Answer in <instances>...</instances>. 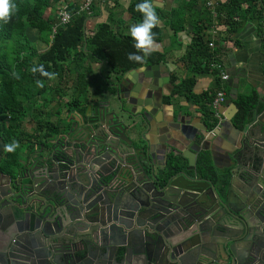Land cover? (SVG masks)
Returning a JSON list of instances; mask_svg holds the SVG:
<instances>
[{
  "label": "water",
  "instance_id": "1",
  "mask_svg": "<svg viewBox=\"0 0 264 264\" xmlns=\"http://www.w3.org/2000/svg\"><path fill=\"white\" fill-rule=\"evenodd\" d=\"M71 111L0 170V264H264V108L238 128L222 189L163 175L118 100Z\"/></svg>",
  "mask_w": 264,
  "mask_h": 264
},
{
  "label": "trees",
  "instance_id": "2",
  "mask_svg": "<svg viewBox=\"0 0 264 264\" xmlns=\"http://www.w3.org/2000/svg\"><path fill=\"white\" fill-rule=\"evenodd\" d=\"M13 2L19 10L8 23L0 21V113L3 118L9 117L7 125L1 130L6 144L16 140L20 145L23 142L24 145L26 143V146H31L42 142L57 127L59 111L51 107L58 103L57 100L62 94L65 95L61 103L64 108H83L88 86L93 83L95 86L94 77H100L101 73L100 70H92L91 62L103 63L116 76L140 64L127 58L136 49L133 47L134 41L130 37L129 29L123 30L126 24L120 16L119 0H91L87 11L78 9L75 4H68L66 10L70 12V18L65 24L57 23L50 0ZM142 2L143 0H128L123 8L129 15L128 26L141 22L142 16L135 11V6ZM247 2L248 0H226L220 6L221 13H225L222 21L228 27L227 31L233 32L238 28L234 16L240 18L242 13L247 12L239 11L240 4ZM197 3L198 0H173L167 8L154 4L161 25L153 28L152 32L154 40L159 41L162 38V29H168L174 35L183 31L187 25L190 26L191 36L178 59L182 67L188 69L189 75L177 83L174 82L171 91L197 103L203 126L211 130L217 123V116L209 107V101L218 87L217 70L211 66V62L216 60L218 47L211 40L209 20L199 18L191 11ZM101 9L105 12V19L97 22L90 33H86L84 26L89 14L95 16ZM256 12V17L264 20V6ZM27 27L36 29L37 37L47 44L44 50L37 51L32 41L28 40L25 34ZM257 28L261 38L260 50L264 55V25ZM209 41L212 45L208 44ZM163 59V52L153 50L145 64L159 63ZM40 64L44 65L45 71L57 73L56 79L48 80L39 73L33 74L31 68ZM13 72L20 78H13ZM209 72L214 73L210 87L196 95L192 94L194 75ZM37 80L43 81L44 86L37 87ZM174 80L175 77L171 79ZM45 91L47 96H43ZM256 95L250 89L247 93H236L232 98V103L236 106L230 117L233 126L242 127L254 108L257 111L263 107L256 100ZM49 103L51 104L48 106ZM48 107L50 112L57 114L55 118L47 117L44 110ZM24 111L30 112L32 120L28 130L22 127ZM20 147L14 153L5 152L1 161L2 170L12 171L17 165ZM160 170L165 176L181 170L195 174L200 179H208L218 189H222L221 183L226 184L228 180V174L215 172L206 150L197 152L192 169L186 168L182 157L168 152Z\"/></svg>",
  "mask_w": 264,
  "mask_h": 264
},
{
  "label": "crops",
  "instance_id": "3",
  "mask_svg": "<svg viewBox=\"0 0 264 264\" xmlns=\"http://www.w3.org/2000/svg\"><path fill=\"white\" fill-rule=\"evenodd\" d=\"M127 2L128 0H119L120 16L126 24L123 30L131 27L128 26L129 15L123 10ZM172 2L173 0H153L155 5L164 8L171 6ZM208 2L206 4L205 0H198L191 11L199 18L209 20L211 40L218 47L216 60L211 62V66L217 70V89L222 88L224 92L223 99L218 104L217 123L211 130L203 126L197 103L171 91L174 82L189 75L188 69L183 68L178 60L191 36L189 25L174 35L168 29H162L161 40L155 41L153 46L154 50L164 53V59L159 63L133 67L116 76L103 63L91 62L92 70H100L101 73L95 87L87 91L83 108L85 103H92L95 99L108 98L112 103L118 100L120 106L136 122L137 130H141L148 138L154 167L162 168L166 154L170 152L182 157L186 168L192 169L197 152L206 150L215 172L229 175L227 154L238 130L230 122L233 114L230 106L232 98L236 93H247L253 89L257 94L256 100L264 108V55L260 50L261 38L257 31V27L264 25V20L256 17V11L264 6V0H248L249 3L240 4L239 11L247 12L242 13L240 18L234 16L238 28L233 32L227 31L228 27L222 21L225 13H221L220 6L226 0ZM89 15L84 26L86 33H90L97 22L105 19L102 9L95 16ZM33 31L37 37L35 28H25L28 40L33 41L37 48L43 41L33 37ZM44 44L46 46L37 51L44 50L47 47ZM219 70L227 77L220 78ZM213 76L214 73L211 72L196 73L191 93L196 95L208 89L213 83ZM93 77L92 75V79ZM173 77L175 80L171 81ZM102 90L105 93H101ZM60 99L62 103L65 95L62 94ZM59 111L61 116L66 113L61 104ZM21 152L22 150L18 152L19 157L22 156Z\"/></svg>",
  "mask_w": 264,
  "mask_h": 264
},
{
  "label": "clouds",
  "instance_id": "4",
  "mask_svg": "<svg viewBox=\"0 0 264 264\" xmlns=\"http://www.w3.org/2000/svg\"><path fill=\"white\" fill-rule=\"evenodd\" d=\"M18 10V6L13 0H0V21L8 23L12 15ZM135 11L141 14L142 20L129 28V34L134 41L133 47L136 49V52L129 53L127 58L131 62L143 65L147 62V57L154 50L155 40L152 29L159 25L160 17L157 15L153 0H143L142 3L136 4ZM31 72L33 74L39 73L48 80H55L57 76V73L45 71L43 64L33 66ZM12 75L15 79L20 78L15 72ZM36 86L43 87V81L37 80ZM19 147L18 141L12 140L10 143L4 145L3 150L8 153H14Z\"/></svg>",
  "mask_w": 264,
  "mask_h": 264
},
{
  "label": "flooded vegetation",
  "instance_id": "5",
  "mask_svg": "<svg viewBox=\"0 0 264 264\" xmlns=\"http://www.w3.org/2000/svg\"><path fill=\"white\" fill-rule=\"evenodd\" d=\"M75 107H68V108H64V111H66V113H64V115L63 116H59V120H58V124H57V127H59V128H67V126H68V124L71 122V119H69V120H67L66 121V119H67V117L69 116V114L70 113H72V109H74ZM75 109H77V108H75ZM78 110V109H77ZM8 121H9V117H6V118H3L2 117V114L0 113V149L2 150V152H0V170L1 171H3V172H7V173H10V174H12V175H14V173H15V169L16 168H18V167H20V164L19 163H17V165L12 169V171H5V170H2L1 169V161H2V159L4 158V154H5V151L3 150V147H4V145L6 144V142H5V139H4V136H3V134H2V127L3 126H6L7 125V123H8ZM22 122H24L23 120H22ZM23 124V123H22ZM23 127V126H22ZM57 127L55 128V130H53V131H50V133H52V132H56L57 131ZM28 128H29V126H28ZM28 128H27V130H28ZM1 143H2V145H1ZM21 147H20V149H19V151H21L22 149H24L25 147H37V145H31V146H26V143H25V145H24V143L23 142H21V145H20ZM18 151V152H19ZM22 153V152H21ZM22 156H18V159H21V158H23L24 157V154L22 153L21 154ZM48 226L50 227V224L48 223ZM55 227V229H58L56 226H54ZM69 229V228H68ZM47 242V241H46ZM68 242H69V240L66 238V239H59V238H57L56 240H52V241H50V243H53V246H65L66 244H68ZM45 248L46 249H48V247H47V245H45ZM73 261V260H72Z\"/></svg>",
  "mask_w": 264,
  "mask_h": 264
},
{
  "label": "rangeland",
  "instance_id": "6",
  "mask_svg": "<svg viewBox=\"0 0 264 264\" xmlns=\"http://www.w3.org/2000/svg\"><path fill=\"white\" fill-rule=\"evenodd\" d=\"M84 1L85 0H50V3H51V9H52V11L54 12V14L56 15V11L58 10V8L59 7H61V6H66L67 7V5L68 4H75V5H77L78 6V9H81L82 7H83V4H84ZM84 11H87L86 9H83ZM46 12H48V11H46ZM89 26V25H88ZM88 33V32H87ZM33 37H36V32L35 31H33ZM37 38V37H36ZM32 43H33V41H32ZM46 45L44 44V42L42 43V42H40V44L37 46V50H41V49H43L44 47H45ZM8 51V50H7ZM7 55H8V52H7ZM95 78V77H94ZM110 79V78H109ZM98 80V76H97V79H95V83H96V81ZM94 85V83L91 85V86H88V88H87V91L89 90V89H93V87H95V86H93ZM101 93H105V90H102L101 91ZM44 95H46L47 96V92L45 91L44 93H43V96ZM57 100V99H56ZM58 101V103H55V105H53L52 107H51V109H53V108H56L58 111H59V109H60V104H61V99H58L57 100ZM44 112L47 114V117H49V118H55L56 117V113L55 112H50L49 111V107L48 108H45V110H44ZM59 116H60V111H59ZM22 120L24 121V122H22L23 124H22V126H23V129L25 128V129H27L28 128V126L30 125V123H31V119H30V112H28V111H24V113H23V118H22Z\"/></svg>",
  "mask_w": 264,
  "mask_h": 264
},
{
  "label": "built area",
  "instance_id": "7",
  "mask_svg": "<svg viewBox=\"0 0 264 264\" xmlns=\"http://www.w3.org/2000/svg\"><path fill=\"white\" fill-rule=\"evenodd\" d=\"M91 0H85L83 7L81 9H87L89 3ZM206 4H209L208 0H205ZM56 18H57V23L58 24H65L69 21L70 18V12H68L66 10V6H61L58 8V10L56 11ZM54 29V28H53ZM209 45H212V42L209 41L208 42ZM219 76L220 78H226L227 75L219 70ZM223 89L222 88H218L214 93L212 98L209 101V107H211V110L214 112L215 116L218 117V104L221 102V100L223 99Z\"/></svg>",
  "mask_w": 264,
  "mask_h": 264
}]
</instances>
